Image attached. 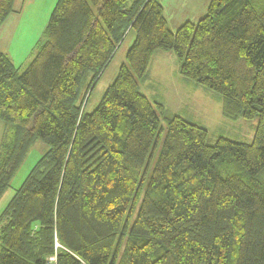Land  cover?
Here are the masks:
<instances>
[{
  "label": "trees",
  "instance_id": "trees-1",
  "mask_svg": "<svg viewBox=\"0 0 264 264\" xmlns=\"http://www.w3.org/2000/svg\"><path fill=\"white\" fill-rule=\"evenodd\" d=\"M14 3L0 0V27ZM206 11L172 32L159 0H57L22 70L0 52V200L34 142L48 147L0 213V264H46L56 241L57 264H264V0ZM129 32L83 112L82 82ZM163 51L224 118L257 120L250 142L211 141L140 91Z\"/></svg>",
  "mask_w": 264,
  "mask_h": 264
},
{
  "label": "rangeland",
  "instance_id": "rangeland-1",
  "mask_svg": "<svg viewBox=\"0 0 264 264\" xmlns=\"http://www.w3.org/2000/svg\"><path fill=\"white\" fill-rule=\"evenodd\" d=\"M56 1L15 0L13 7L15 12L10 14L0 27V49L6 53L9 60L11 58L12 62L11 60L10 62L19 71L30 61L31 50L41 39L43 27L50 19V13ZM159 1L163 5V13L172 32L187 21L195 23L203 18L210 2V0ZM133 39L134 36L130 32L125 36L93 90L87 89L86 91L90 75H87L82 82L83 87L79 92L78 103L83 99L81 103L83 112L90 113L98 107L104 91L114 82L119 66L125 63V54ZM164 53H167L166 56ZM152 58L149 67L151 69L150 76L144 79L145 82L140 87V91L149 97V100L157 99L170 113L179 114L187 121L202 125L209 133L211 141L219 136L239 142L251 141L255 133L256 119L227 120L222 115L220 99L214 96L210 90L199 85L197 89L200 87L202 89L195 90L189 86L181 87L176 79L179 78L176 72L178 62L171 52H156ZM164 58L167 60L162 63ZM144 83L146 84L144 85ZM5 130V124L0 120V145ZM47 150V145L42 141L34 142L22 165L14 174L10 183L11 188L3 194L0 200V213L12 198L14 191L20 187L19 185L24 181L28 171L35 165V161L43 157Z\"/></svg>",
  "mask_w": 264,
  "mask_h": 264
},
{
  "label": "crops",
  "instance_id": "crops-1",
  "mask_svg": "<svg viewBox=\"0 0 264 264\" xmlns=\"http://www.w3.org/2000/svg\"><path fill=\"white\" fill-rule=\"evenodd\" d=\"M160 2V1H159ZM167 23H168V20H167ZM169 25V24H168ZM44 27H45V25H44ZM44 27H43V29H44ZM43 32V31H42ZM0 52L1 53H4V51H2L1 49H0ZM5 55H6V53H4ZM165 55L164 56H166V54L167 53H164ZM10 60H11V58H10ZM167 59L166 58H164V60L162 61V63H164V61H166ZM11 62H12V60H11ZM178 68V67H177ZM150 69V68H149ZM150 72H151V69H150ZM150 72H149V75L147 76V78H149V76H150ZM177 73H178V75H179V68H178V70L176 71ZM177 80H178V82H179V84L181 85V87H187V86H189L190 88H193V89H195V90H198V89H200V88H198L197 89V86L196 85H194L193 83H191V82H189V81H185L183 78H181L180 77V75H179V78L177 77L176 78ZM146 81H147V79H146ZM145 82V81H144ZM143 83V82H142ZM146 83H144V85H145ZM202 89V88H201ZM204 90V89H203ZM153 91V90H152ZM156 91L154 90V93H155ZM154 95V94H153ZM184 96V95H183ZM215 96V95H214ZM184 97H186V96H184ZM149 98V97H148ZM152 99V98H151ZM151 101H153V102H159V103H161L162 104V102H160L159 100H157V99H152ZM163 105V104H162ZM165 110H167V109H165ZM167 112H169L168 110H167ZM170 113V112H169ZM171 115H175V116H177V115H179V114H174V113H170ZM179 116H181V115H179ZM181 117H183V116H181Z\"/></svg>",
  "mask_w": 264,
  "mask_h": 264
},
{
  "label": "built area",
  "instance_id": "built-area-1",
  "mask_svg": "<svg viewBox=\"0 0 264 264\" xmlns=\"http://www.w3.org/2000/svg\"><path fill=\"white\" fill-rule=\"evenodd\" d=\"M58 248H61V247L59 246L58 242L56 241L55 245H54L55 253L46 258V260H45L46 264H57L56 259H57V251H58L57 249Z\"/></svg>",
  "mask_w": 264,
  "mask_h": 264
}]
</instances>
